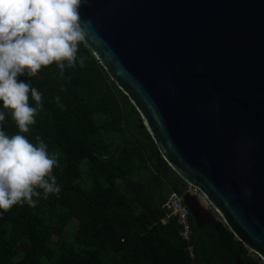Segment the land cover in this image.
I'll use <instances>...</instances> for the list:
<instances>
[{
	"label": "water",
	"instance_id": "1",
	"mask_svg": "<svg viewBox=\"0 0 264 264\" xmlns=\"http://www.w3.org/2000/svg\"><path fill=\"white\" fill-rule=\"evenodd\" d=\"M83 41L162 159L264 264V0H87Z\"/></svg>",
	"mask_w": 264,
	"mask_h": 264
},
{
	"label": "trees",
	"instance_id": "2",
	"mask_svg": "<svg viewBox=\"0 0 264 264\" xmlns=\"http://www.w3.org/2000/svg\"><path fill=\"white\" fill-rule=\"evenodd\" d=\"M60 73L53 63L18 77L42 93L38 107L29 93L37 112L22 134L33 143L41 137L56 154L52 173L61 191L45 198L38 188L35 206L0 210V264H263L219 217L198 223L189 212L191 258L169 208L170 194L186 184L134 106L84 42L76 63ZM10 111L3 122L9 136L20 131ZM71 221L75 232L65 244Z\"/></svg>",
	"mask_w": 264,
	"mask_h": 264
},
{
	"label": "clouds",
	"instance_id": "3",
	"mask_svg": "<svg viewBox=\"0 0 264 264\" xmlns=\"http://www.w3.org/2000/svg\"><path fill=\"white\" fill-rule=\"evenodd\" d=\"M86 3L0 0V210L7 211L15 204L35 206L33 196L41 195L38 188L45 198L61 191L52 173L58 164L56 154H49L41 137L33 143L22 134L35 123L42 93L18 77H34L53 63L63 75L66 66L76 63L79 45L86 39V25L91 23L80 15ZM79 62L83 65V58ZM29 93L37 107L29 104ZM8 110L20 130L11 136L3 129Z\"/></svg>",
	"mask_w": 264,
	"mask_h": 264
},
{
	"label": "built area",
	"instance_id": "4",
	"mask_svg": "<svg viewBox=\"0 0 264 264\" xmlns=\"http://www.w3.org/2000/svg\"><path fill=\"white\" fill-rule=\"evenodd\" d=\"M186 192L190 194H195L198 197V199L207 208H210V204L207 202L204 196H202L195 188L191 187L190 185H187L186 188L181 193L172 192L170 194V200H169L170 215L171 217L174 218L176 224L179 226L178 234L181 237V239H183L186 242L185 249L187 250L189 256L193 258L194 249L193 246L189 243L192 238L193 231L189 223V209L183 201V196Z\"/></svg>",
	"mask_w": 264,
	"mask_h": 264
},
{
	"label": "rangeland",
	"instance_id": "5",
	"mask_svg": "<svg viewBox=\"0 0 264 264\" xmlns=\"http://www.w3.org/2000/svg\"><path fill=\"white\" fill-rule=\"evenodd\" d=\"M82 169H85V166H84V165L82 166ZM83 186H85V185H83ZM194 192H195V191H194ZM196 194H197V193H196ZM206 208H207V207H206ZM213 214L216 215V217H218V215H217L216 213H213ZM75 228H76V227H75L74 222L71 221V222L67 225V227H66V229H65V231H64V233H63V235L61 236L60 240L64 241L65 244L69 243V242L73 239V235H74V232H75ZM0 231H1V230H0ZM22 246H23V244L21 243V244L19 245V249L21 250V252H22ZM21 252L18 254V256L16 257V259L19 258V256L21 255ZM248 252H249L252 256L257 257L258 259L261 260V258H260L259 256H257V255L254 254L253 252H251L249 249H248ZM43 262L46 263V260L44 259Z\"/></svg>",
	"mask_w": 264,
	"mask_h": 264
},
{
	"label": "flooded vegetation",
	"instance_id": "6",
	"mask_svg": "<svg viewBox=\"0 0 264 264\" xmlns=\"http://www.w3.org/2000/svg\"><path fill=\"white\" fill-rule=\"evenodd\" d=\"M189 203H190L191 208L193 210V214H192L193 220H195L198 223L203 222L205 217H207V214L205 212H203V210L200 209L199 206H197L194 203V200L190 199Z\"/></svg>",
	"mask_w": 264,
	"mask_h": 264
}]
</instances>
